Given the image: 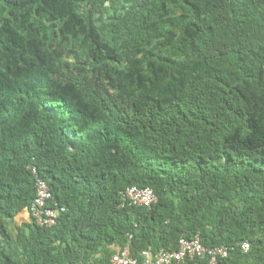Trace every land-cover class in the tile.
<instances>
[{
  "label": "trees",
  "instance_id": "1",
  "mask_svg": "<svg viewBox=\"0 0 264 264\" xmlns=\"http://www.w3.org/2000/svg\"><path fill=\"white\" fill-rule=\"evenodd\" d=\"M29 166L65 209L52 228ZM131 187L157 202L123 204ZM196 236L264 264V0H0V264Z\"/></svg>",
  "mask_w": 264,
  "mask_h": 264
},
{
  "label": "built area",
  "instance_id": "2",
  "mask_svg": "<svg viewBox=\"0 0 264 264\" xmlns=\"http://www.w3.org/2000/svg\"><path fill=\"white\" fill-rule=\"evenodd\" d=\"M28 171L33 176L35 185V197L28 210L29 215L36 226L52 228L57 224L59 214L65 209L58 210L48 206L52 195L47 183L38 175L33 166H29ZM122 201L128 206L151 207L157 202V197L149 188L131 187L122 194ZM240 249L243 253L248 252L249 244L246 242L241 244ZM230 251L231 249L224 246L208 249L201 244L199 237L196 236L193 239L181 238L177 251L160 252L156 257H152L148 252H143L141 261L131 257L127 245L112 255L110 264H183L186 260L196 258H207L209 264H219V261L229 256Z\"/></svg>",
  "mask_w": 264,
  "mask_h": 264
},
{
  "label": "crops",
  "instance_id": "3",
  "mask_svg": "<svg viewBox=\"0 0 264 264\" xmlns=\"http://www.w3.org/2000/svg\"><path fill=\"white\" fill-rule=\"evenodd\" d=\"M29 222H30V219H29V215H28L27 212L21 213L16 219L17 225H20L22 223H29ZM113 250L115 252H118L119 249L118 248H114Z\"/></svg>",
  "mask_w": 264,
  "mask_h": 264
}]
</instances>
